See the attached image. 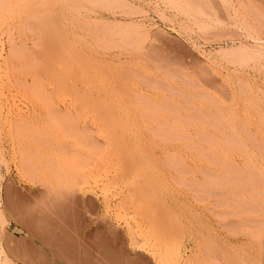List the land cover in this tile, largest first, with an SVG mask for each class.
I'll return each instance as SVG.
<instances>
[{
	"label": "rangeland",
	"instance_id": "1",
	"mask_svg": "<svg viewBox=\"0 0 264 264\" xmlns=\"http://www.w3.org/2000/svg\"><path fill=\"white\" fill-rule=\"evenodd\" d=\"M0 10V264H264V0Z\"/></svg>",
	"mask_w": 264,
	"mask_h": 264
},
{
	"label": "bare ground",
	"instance_id": "2",
	"mask_svg": "<svg viewBox=\"0 0 264 264\" xmlns=\"http://www.w3.org/2000/svg\"><path fill=\"white\" fill-rule=\"evenodd\" d=\"M7 1V0H6ZM9 1V0H8ZM18 1V0H17ZM39 5H41L42 6V4H39ZM15 6V5H14ZM5 7V6H4ZM5 8H7V9H9V7H5ZM36 8V7H35ZM52 8V7H51ZM54 8V7H53ZM1 9H3L4 10V8H1ZM11 9H13V8H11ZM14 9H16L15 7H14ZM18 9V11H19V8H17ZM44 9V8H43ZM6 10V9H5ZM4 10V11H5ZM10 10V9H9ZM36 10H38V9H36ZM48 10V9H47ZM2 13H3V11L2 10H0ZM15 10H13L12 12H14ZM31 11V10H30ZM34 11V10H33ZM50 11V10H49ZM49 11L46 13L47 14V17H46V15H45V19H47L48 18V20H49V22H48V20H45L44 18V20H45V22L47 21V23H49V26H51L50 27V29H52V32L50 31H48L47 30V27L45 28V26L46 25H44L43 23H42V21H41V25H42V27L43 28H45V31H47V32H49V34H51V33H53V31H55V30H53V29H56V27H55V24L56 23H54V21H52V20H54V19H49V17H48V14H52L53 15V18H55V14L57 15V12L55 11V14H54V12H51L50 11V13H49ZM9 12V14H10V12H11V10L10 11H8ZM17 12V11H16ZM38 12H41L40 10L38 11ZM37 12V13H38ZM2 13H0V15L2 14ZM19 13V12H18ZM34 13V12H33ZM5 14H8L7 13V10L5 11ZM14 14H15V12L13 13V16H14ZM26 14V13H25ZM28 14V13H27ZM40 14V13H39ZM62 14V13H61ZM11 15V14H10ZM23 15V14H22ZM6 16V15H5ZM4 15H2V19L5 17ZM8 16V15H7ZM13 16H10V17H13ZM58 16V15H57ZM52 17V16H51ZM50 17V18H51ZM1 18V17H0ZM6 18V17H5ZM7 19L9 20V18H6V20L5 19H3L4 20V22L6 21L7 22ZM11 19V18H10ZM1 20V19H0ZM15 20V19H14ZM60 20V19H59ZM51 21V22H50ZM1 22H2V20H1ZM0 22V23H1ZM58 23V22H57ZM7 24V23H6ZM60 24V23H59ZM53 25V26H52ZM53 27V28H52ZM57 31V30H56ZM47 32H46V34H47ZM45 34V35H46ZM52 35H55L54 33L52 34ZM46 36H48V34L46 35ZM51 36V35H50ZM50 36H48L47 37V39L50 37ZM53 38H54V40L53 39H51V40H53V41H49V42H51V43H56V45L57 46H61V44H63L64 42L61 40L60 41V43H58L59 42V37H57L56 35L55 36H52ZM51 37V38H52ZM61 37V36H60ZM62 38V37H61ZM57 39H58V41H57ZM57 41V42H56ZM62 42V43H61ZM53 43V44H54ZM60 44V45H59ZM69 44V43H68ZM51 45V44H50ZM55 45V44H54ZM67 45V44H66ZM53 46V45H52ZM69 46V45H68ZM73 47V46H72ZM55 48H56V46H55ZM54 48V49H55ZM62 49L64 48V47H61ZM59 49L60 48H58L57 50L59 51ZM74 49V48H73ZM69 50V49H68ZM63 51H65V50H63ZM71 52H73V50H70ZM15 52H18V51H16L15 50ZM15 52H13L14 54H15ZM62 52V51H61ZM67 52V51H66ZM69 52V51H68ZM67 52V53H68ZM71 52H70V54H71ZM75 52V51H74ZM57 53V52H56ZM64 53V52H63ZM59 54H61L62 55V53H58V55ZM69 54V53H68ZM69 54V55H70ZM19 55V54H18ZM56 55V54H55ZM72 55H74V53H72ZM15 56V55H14ZM13 56V57H14ZM17 56V55H16ZM66 56V55H65ZM64 55L63 56H61V57H65ZM76 56V55H75ZM58 57H60V56H58ZM71 57V59H73V60H71L72 62L70 63V66H69V63H67V65L69 66V71H63V70H65V69H63L62 71H60L61 73H60V77L58 76V74L57 75H54V77L56 76V78H58V79H54V80H57V82L59 81V79L61 80V81H59V83H60V87H61V85H62V83L64 84V85H66L67 86V90L71 93V94H73V95H76V98L78 99V101H79V103L82 105V107H81V109H82V111H83V113H84V115H85V117H90V119L92 118V119H106V121H107V119H110V121H111V119L114 121V119H117V120H119L120 122L122 121V120H125V121H127V120H133V119H121L122 117H119V116H123V115H121V110L119 111L120 113H114V112H112V114H114V116H112V114L110 113L111 112V110H116L117 108H115V103L116 102H114V105L112 104H108V105H105L106 104V101L108 102V100H109V98H110V100H111V98H112V101L111 102H113V99H116V101H117V91H115V90H113L112 92L110 91V93H105L106 95H108V100L107 99H105V94L99 89V87H97V89H98V91H100V92H102L103 94H104V97L102 96V98L100 97V96H97L98 97V99H96L97 97L95 96L94 97V95L92 94V92L90 91V90H92V89H90V90H87V89H81V88H76V86H74L73 84H72V81H73V79H74V71H75V69H76V65H78L79 64V58H77V56H76V58H74V56H70ZM73 57V58H72ZM15 58H17V57H15ZM19 58V57H18ZM61 59H63V58H61ZM66 59V58H65ZM15 60V59H14ZM21 60V59H20ZM64 60V59H63ZM68 60V59H67ZM61 61V60H60ZM63 62V61H62ZM28 63V62H27ZM64 64H66V63H64ZM57 66V65H56ZM58 68H59V66H58ZM60 68H62V64H60ZM67 68V67H66ZM57 72V71H56ZM57 82L55 83V84H57ZM58 83V84H59ZM36 84H39V83H36ZM57 84V85H58ZM100 85V84H99ZM101 86V85H100ZM40 87V86H39ZM59 87V86H58ZM63 87V86H62ZM104 86H102V88H103ZM56 88H57V86H56ZM105 88V87H104ZM58 89V88H57ZM82 90V92H84V93H82L81 91L79 92V90ZM37 90V89H36ZM33 91V90H32ZM34 92H35V90H34ZM96 93H94V94H97V90L95 91ZM100 92H98V93H100ZM107 92V91H106ZM36 93H37V91H36ZM57 93V92H56ZM4 95V94H3ZM37 95V94H36ZM100 95V94H99ZM32 96V95H31ZM37 97V99H39L38 98V95L36 96ZM41 97V96H40ZM44 99H46V98H44ZM101 99V100H100ZM102 99H104L105 100V104L103 103V101H102ZM121 99V98H120ZM5 100V99H4ZM35 100V99H34ZM36 101H38V100H36ZM42 100H40V103H42L41 102ZM119 101V100H118ZM117 101V102H118ZM121 101V100H120ZM45 102V101H44ZM7 103V102H6ZM119 105H120V103H118ZM123 104V103H122ZM9 105V104H8ZM43 105V104H42ZM46 105H44V107H45ZM50 106V105H49ZM113 106V107H112ZM123 106H124V104H123ZM47 107V106H46ZM125 107V106H124ZM128 107V106H127ZM127 107H125L124 109V111L126 112L128 109H129V107L127 108ZM111 108V109H110ZM119 108V107H118ZM14 109V108H13ZM127 109V110H126ZM1 111V110H0ZM21 111V110H20ZM123 111V110H122ZM117 112V111H116ZM128 113H129V110L127 111ZM2 113V112H1ZM122 113H124V112H122ZM130 114V113H129ZM129 114L127 115L128 117H130L129 116ZM131 114H132V112H131ZM124 115H125V113H124ZM124 116V117H127V116ZM54 116V115H53ZM134 116V115H133ZM23 117V116H22ZM55 117V116H54ZM135 117V116H134ZM133 117V118H134ZM10 118V117H9ZM18 118V117H17ZM20 118V117H19ZM25 118V117H24ZM57 119H58V117H56ZM130 118H132V117H130ZM55 119V118H54ZM59 119H61V118H59ZM66 119V118H65ZM75 119H76V117H75ZM85 119V118H84ZM118 121V122H119ZM107 122H109V121H107ZM114 122H117L116 120L114 121Z\"/></svg>",
	"mask_w": 264,
	"mask_h": 264
},
{
	"label": "crops",
	"instance_id": "3",
	"mask_svg": "<svg viewBox=\"0 0 264 264\" xmlns=\"http://www.w3.org/2000/svg\"><path fill=\"white\" fill-rule=\"evenodd\" d=\"M22 227H25V226L22 225ZM11 241H13L15 243V245L13 244V246H11V250H12L13 254L15 255V257L16 258L22 257L23 253H22L21 249L24 246V244L26 243V241L23 240V238L19 239L17 237L11 238Z\"/></svg>",
	"mask_w": 264,
	"mask_h": 264
}]
</instances>
